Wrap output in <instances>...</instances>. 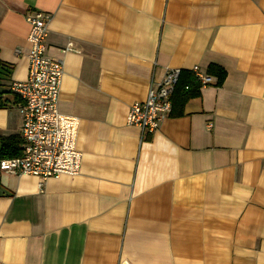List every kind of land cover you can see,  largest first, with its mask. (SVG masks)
<instances>
[{
	"label": "crops",
	"instance_id": "1",
	"mask_svg": "<svg viewBox=\"0 0 264 264\" xmlns=\"http://www.w3.org/2000/svg\"><path fill=\"white\" fill-rule=\"evenodd\" d=\"M32 10L51 14L81 167L0 171V264H264V0H0L1 135L22 124ZM194 65L213 83L173 93L153 133L126 124L150 81Z\"/></svg>",
	"mask_w": 264,
	"mask_h": 264
},
{
	"label": "built area",
	"instance_id": "2",
	"mask_svg": "<svg viewBox=\"0 0 264 264\" xmlns=\"http://www.w3.org/2000/svg\"><path fill=\"white\" fill-rule=\"evenodd\" d=\"M50 19L51 14L42 10H32L25 16L29 24L28 73L24 80L10 85L21 100L22 150L19 156L0 159V171L32 175L40 181L62 174H78L82 158L77 148L79 118L58 110L63 62L45 55ZM70 49L69 43L63 51ZM190 71L200 87L214 81L197 65ZM180 74V68L169 67L160 80L150 81L145 99L128 107L126 124L137 126L142 135L155 132L171 111V98Z\"/></svg>",
	"mask_w": 264,
	"mask_h": 264
},
{
	"label": "trees",
	"instance_id": "3",
	"mask_svg": "<svg viewBox=\"0 0 264 264\" xmlns=\"http://www.w3.org/2000/svg\"><path fill=\"white\" fill-rule=\"evenodd\" d=\"M208 72L217 75V84H221L225 72L222 68L215 65H209ZM185 85L188 88H184ZM199 83L193 77L191 71L181 72L178 83L175 88V95L179 101H185L198 94ZM22 139L18 133L1 135L0 134V159L19 156L22 150Z\"/></svg>",
	"mask_w": 264,
	"mask_h": 264
}]
</instances>
